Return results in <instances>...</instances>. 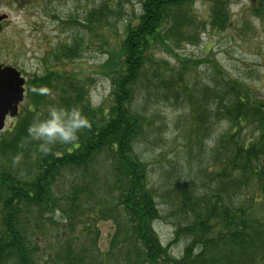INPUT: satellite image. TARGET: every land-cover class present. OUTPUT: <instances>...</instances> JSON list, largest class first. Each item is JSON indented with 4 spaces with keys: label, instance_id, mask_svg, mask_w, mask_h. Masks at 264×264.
I'll use <instances>...</instances> for the list:
<instances>
[{
    "label": "trees",
    "instance_id": "1",
    "mask_svg": "<svg viewBox=\"0 0 264 264\" xmlns=\"http://www.w3.org/2000/svg\"><path fill=\"white\" fill-rule=\"evenodd\" d=\"M197 1L140 0V10L125 18L121 34L101 45L109 55L105 66L112 86L107 107L92 105L88 79L67 70L48 69L31 78L29 105L0 138V264H41L36 241L40 227L45 230L39 219L48 211L49 225L58 224V212L66 237L72 238L56 247L63 264H264V99L251 97L244 82L224 78L215 86L207 83L205 100L198 101L183 84V65L175 70L157 57L161 48L173 55V47L195 39ZM207 1L210 24L226 28L233 0ZM99 3L89 5L84 18L93 33L103 32L104 19H117L122 10L121 0ZM250 9L264 18V0H254ZM67 42L52 52L58 65L82 55V36ZM214 74L220 76V70ZM214 90L216 100L210 101ZM143 91L149 99L172 94L180 101L186 94L191 146L208 139L206 128L214 118L229 123L203 165L190 173L181 169L177 180L159 189L150 183L149 163L136 153L154 124L140 109ZM49 95L53 103L78 106L91 127L76 142L57 143L43 153L27 127L44 112ZM67 173L73 177L60 188ZM159 196L174 219V238L166 245L155 228L163 215ZM107 220L113 221L114 232L106 254L96 255L94 227ZM181 240L186 244L175 255L172 245Z\"/></svg>",
    "mask_w": 264,
    "mask_h": 264
},
{
    "label": "rangeland",
    "instance_id": "2",
    "mask_svg": "<svg viewBox=\"0 0 264 264\" xmlns=\"http://www.w3.org/2000/svg\"><path fill=\"white\" fill-rule=\"evenodd\" d=\"M99 1L0 0V16L8 14V19L0 20V63L18 67L28 77L45 74L48 69L67 70L80 78L88 79L92 105L109 106L112 86L105 66L109 55L101 45L111 35L121 34L122 24L128 20L125 18L130 12H138L141 3L140 0H121L120 16L116 17L117 19H104L103 32L93 33L92 29L87 28L91 25L87 24L84 18L89 5H99ZM253 2L254 0L231 1L228 9L229 25L219 29L210 24L211 3L198 0L195 8L200 23L196 22L191 27L196 33L195 39L173 47V55L170 50L162 48V51H156L157 57L166 60L175 70H179L183 65V84L187 85V92L190 91V95L198 101L205 100L204 87H208L207 83L215 86L224 78L244 82L251 97L264 99V18L252 12L250 8ZM75 35L83 38L84 46L78 47L82 55L73 61L58 65L52 52L65 41L71 43ZM180 56L186 57V61L182 63L178 59ZM216 68L220 70V76H215ZM212 93L210 101H215L217 91ZM183 95L186 96L185 93ZM185 96L178 101L172 94L163 96L162 99L156 95H151L149 99L145 91L139 95L140 109L154 124L149 127L150 131L146 137L136 145V153L141 160L149 163L150 183L157 189L166 182L170 184L177 180L182 174L181 169L190 173L196 165H203L206 154L214 144L212 142L229 124L224 119L214 118L209 124V130L206 128L208 139L204 140L201 146L189 145L191 132H188L192 126V118L190 107L184 101ZM54 101V96L49 95L45 105ZM193 138L196 139V136ZM191 161L193 164L189 163ZM66 175V178L60 180V188L73 177L70 173ZM157 199L163 215L155 222V228L166 245L174 238V219L168 217L169 206L164 197L159 196ZM50 216L51 212L48 211L45 218L39 219V226L42 225L45 229L40 227L42 233L36 241L40 263L63 264V255L56 247L70 242L72 238L66 237L65 227L62 225L64 221L61 222L62 216L57 212L55 220L58 224L53 222L49 225L46 219ZM113 226L112 220L95 225L94 230L99 232L96 242H99L100 249L98 251L97 247H93L96 255L106 254L108 240L114 232ZM82 234V240L86 241L85 233H80V236ZM185 244V240L174 243L171 252L181 255Z\"/></svg>",
    "mask_w": 264,
    "mask_h": 264
},
{
    "label": "clouds",
    "instance_id": "3",
    "mask_svg": "<svg viewBox=\"0 0 264 264\" xmlns=\"http://www.w3.org/2000/svg\"><path fill=\"white\" fill-rule=\"evenodd\" d=\"M90 127L89 118L78 106L51 103L44 112L37 113L27 127V134L32 140L39 141L40 150L47 153L57 143L76 142L80 132Z\"/></svg>",
    "mask_w": 264,
    "mask_h": 264
},
{
    "label": "water",
    "instance_id": "4",
    "mask_svg": "<svg viewBox=\"0 0 264 264\" xmlns=\"http://www.w3.org/2000/svg\"><path fill=\"white\" fill-rule=\"evenodd\" d=\"M7 15L0 16V20ZM10 79L9 82L4 80ZM14 80H16L14 82ZM24 78L20 76V72L11 66H0V130L4 127L5 117L8 113L12 116L18 113V104L23 99Z\"/></svg>",
    "mask_w": 264,
    "mask_h": 264
},
{
    "label": "flooded vegetation",
    "instance_id": "5",
    "mask_svg": "<svg viewBox=\"0 0 264 264\" xmlns=\"http://www.w3.org/2000/svg\"><path fill=\"white\" fill-rule=\"evenodd\" d=\"M1 64H3V65H7V64H5V63H0V65H1ZM18 69H19V68H18ZM19 70H20V69H19ZM20 72H21V76L25 78V83H24V87H25L24 100H23L22 103L19 104V113H18L15 117H10L9 115L6 116V124H5V128H4L3 130L0 131V138L2 137V134H3L2 132H3L4 130H6V128H7L8 126H12V125H14V124L17 122L19 116H20V115L23 113V111H24V109H23V105H24L25 102H27L28 87H29V77H28V75H26V73H25L23 70H20ZM4 81H5V82H9L10 79H6V80H4ZM15 81H16V80H14V82H15ZM10 83H11V81H10Z\"/></svg>",
    "mask_w": 264,
    "mask_h": 264
}]
</instances>
